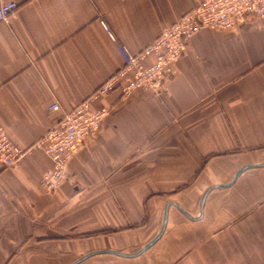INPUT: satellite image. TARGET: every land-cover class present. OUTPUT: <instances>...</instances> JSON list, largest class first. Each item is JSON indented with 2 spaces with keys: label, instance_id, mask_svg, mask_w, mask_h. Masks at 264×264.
<instances>
[{
  "label": "crops",
  "instance_id": "obj_1",
  "mask_svg": "<svg viewBox=\"0 0 264 264\" xmlns=\"http://www.w3.org/2000/svg\"><path fill=\"white\" fill-rule=\"evenodd\" d=\"M0 1L19 4L0 22V123L14 144L85 99L109 108L55 189L42 148L0 168V264H264V165L231 183L264 163V15L200 30L161 88L123 98L93 96L123 67L119 46L140 52L201 0ZM169 203L145 253L99 252H136Z\"/></svg>",
  "mask_w": 264,
  "mask_h": 264
},
{
  "label": "built area",
  "instance_id": "obj_2",
  "mask_svg": "<svg viewBox=\"0 0 264 264\" xmlns=\"http://www.w3.org/2000/svg\"><path fill=\"white\" fill-rule=\"evenodd\" d=\"M18 7L17 2L0 1V22H7ZM263 15L264 0H201L179 19L165 26L140 52L134 54L120 45L123 67L103 82L93 96L119 90L126 98L137 89H159L174 74L175 62L200 30L210 27L236 30L249 18ZM147 55L153 56V61L144 65L142 60ZM49 108L59 110L60 106L53 103ZM108 112L109 108H97L91 98L85 99L66 112L27 149L14 144L0 123V168L14 165L32 148H42L52 160V167L43 173L42 184L49 190L55 189L67 177L68 161L88 138L98 132Z\"/></svg>",
  "mask_w": 264,
  "mask_h": 264
},
{
  "label": "water",
  "instance_id": "obj_3",
  "mask_svg": "<svg viewBox=\"0 0 264 264\" xmlns=\"http://www.w3.org/2000/svg\"><path fill=\"white\" fill-rule=\"evenodd\" d=\"M262 165H264V163H261V164H250V165H246V166H243L242 168H240L239 170H238V172L235 174V176H234V178H233V180H232V182L231 183H233L235 180H236V178L244 171V170H246V169H248V168H250V167H253V166H262ZM230 183V184H231ZM230 184H228V185H230ZM212 188H214V186H211V187H209L206 191H205V193L203 194V196H202V199H201V207L203 206V203H204V200H205V198H206V196H207V194H208V192L212 189ZM170 204L171 203H169V204H167V206H166V208H165V213H164V225H163V227H162V229H161V231L150 241V242H148L147 244H145L139 251H137V252H134V253H125V252H120V251H116V250H113V249H106V250H102V251H99V252H107V253H113V254H116V255H119V256H123V257H134V256H137V255H140L141 253H143L144 251H146L150 246H152V244H154V242H156V240H158L159 239V237L162 235V233H163V231H164V227H165V225H166V222H167V219H168V209H169V206H170ZM178 208L180 209V211L183 213V214H185L187 217H189V218H191V219H194V217L193 216H191L186 210H184L182 207H180V206H178ZM99 252H92V253H90V254H87L86 256H84L83 258H86V257H88V256H90V255H93V254H95V253H99ZM80 260H82V259H80ZM80 260H78V261H80Z\"/></svg>",
  "mask_w": 264,
  "mask_h": 264
},
{
  "label": "rangeland",
  "instance_id": "obj_4",
  "mask_svg": "<svg viewBox=\"0 0 264 264\" xmlns=\"http://www.w3.org/2000/svg\"><path fill=\"white\" fill-rule=\"evenodd\" d=\"M263 154V157H264V152L262 153ZM261 154V155H262ZM194 184H195V182L194 183H192V184H190L186 189H187V191L192 187V186H194ZM175 210V209H174ZM162 211H160V216H161V218H162ZM141 229H143V228H140V231H141ZM159 229V224H157L156 225V228H155V231H157ZM143 231V230H142ZM145 238V237H144ZM148 243V241L146 242V241H142V242H139V244H138V249L136 250V252L137 251H139L145 244H147ZM146 251H144V253H145Z\"/></svg>",
  "mask_w": 264,
  "mask_h": 264
}]
</instances>
